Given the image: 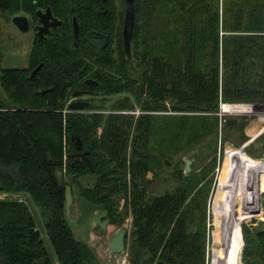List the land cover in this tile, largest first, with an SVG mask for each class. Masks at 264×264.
I'll return each instance as SVG.
<instances>
[{"label": "trees", "instance_id": "16d2710c", "mask_svg": "<svg viewBox=\"0 0 264 264\" xmlns=\"http://www.w3.org/2000/svg\"><path fill=\"white\" fill-rule=\"evenodd\" d=\"M48 8L62 26L35 39L27 69L0 71L9 101L0 97V196H29L45 220L53 253L27 203L3 198L0 264H101L96 252L75 238L66 217V188L81 189L76 177L85 174L71 168L74 137L90 152L98 175L95 194L116 187L104 200L113 207V222L131 217L130 264H207L212 187L207 179L217 159L187 175L180 164L216 155L220 125L227 137L238 132L237 124L221 122L222 104L264 105V0H136L131 59L123 37L116 36L119 18L110 2L0 0L4 15L24 14L34 21L38 10ZM106 9L107 15H98ZM74 17L80 25L77 48ZM94 30L110 36L102 52L89 45L88 33ZM87 80L99 85L88 86ZM138 85L139 102L124 99L111 106L113 112L130 114L64 112L69 92L92 90L109 100L134 93ZM137 108L140 114H131ZM165 169H173L177 185L156 195L152 184ZM65 172L72 182L65 180ZM263 193L243 199L242 222L261 216ZM242 261L264 264V230L246 233Z\"/></svg>", "mask_w": 264, "mask_h": 264}, {"label": "rangeland", "instance_id": "374dc122", "mask_svg": "<svg viewBox=\"0 0 264 264\" xmlns=\"http://www.w3.org/2000/svg\"><path fill=\"white\" fill-rule=\"evenodd\" d=\"M111 7L117 12L116 15L119 18L116 25V36L119 38L122 37L123 33L126 12L125 0H112ZM12 19L13 17L4 15L0 11V67L26 68L29 65V57L36 35L34 30H31L28 34L21 33L13 24ZM113 47L116 51L115 56H118L119 47H117V40L113 43ZM0 96H2L1 98L5 102L9 103L7 95L3 91H0ZM124 99H129L135 103V91L132 94L123 93L109 98L110 103L102 109L106 111L111 110L114 102ZM222 113L220 116L222 123L228 119L239 120L237 124L239 128L238 132L230 134L227 137L222 134V126L220 125L216 155H208L202 163L192 162L190 173L209 167L211 161L216 157V167L211 171L207 179H212V187L207 205V264H210L209 260L214 261L215 264H243L242 255L245 247L246 233L249 231L250 234L254 235L264 230V193L261 196V216L253 218L249 222H242L241 218L243 199L247 195L250 198L264 191V105L223 104ZM131 114L139 115V108ZM240 138L243 140L246 138V141H240ZM243 146L245 148H242ZM199 153L198 151L193 152L190 154V157ZM186 160L187 158L180 164V168L184 170L185 175H187L185 171ZM167 167H171V164ZM172 173L173 169H165L160 179L154 181L152 189L155 190L156 195H161L167 190H172L177 185L172 177ZM233 173L234 176H232ZM64 174L66 181L72 179L68 173L65 172ZM80 177L81 175L76 177V180ZM149 178H151V175H149ZM78 190L79 188L75 185L74 194L78 193ZM117 197L122 196L118 195ZM117 197L113 198L116 205H118ZM3 198L22 200L27 203L36 218L38 229L42 234L46 246L53 253L46 234L45 220L29 196L25 194L0 196V199ZM123 207L124 200L121 199L120 207L116 209L121 213ZM125 225L131 229V219L126 221ZM231 231L235 233L237 246L234 261L229 263L228 246L229 233ZM114 232L115 230L110 232L108 240L113 237ZM89 245L96 252L101 264H130L127 249L122 253L112 254L107 245L98 243L96 238L92 239Z\"/></svg>", "mask_w": 264, "mask_h": 264}, {"label": "flooded vegetation", "instance_id": "af4514ba", "mask_svg": "<svg viewBox=\"0 0 264 264\" xmlns=\"http://www.w3.org/2000/svg\"><path fill=\"white\" fill-rule=\"evenodd\" d=\"M103 2V0H102ZM110 4L112 3V0H107L106 3L104 4H107L109 3ZM125 5H126V2H125ZM50 9V8H48ZM47 10V9H46ZM46 10H38L37 12L39 11H42V12H46ZM52 11V10H51ZM36 12V14H37ZM75 12V10H74ZM108 13V10H102V11H98V15H107ZM126 13V12H125ZM35 14V17H36V21H34L30 16L28 15H24V14H21V15H18V16H24V17H27L29 22H30V31L28 33L31 32V30H34L35 32V37L36 38H39L38 34H39V30L38 28L41 27V24H40V20L37 18ZM53 14V12H52ZM54 16V14H53ZM55 17V16H54ZM14 18V17H13ZM56 18V17H55ZM58 19V18H57ZM59 20V19H58ZM125 20V18H124ZM60 21V20H59ZM12 22H13V19H12ZM61 22V21H60ZM62 23V22H61ZM62 26V24H61ZM60 26V27H61ZM58 27V28H60ZM124 27V26H123ZM17 28V27H16ZM56 28V29H58ZM18 29V28H17ZM56 29H50V31L45 34V38H47V36H49L52 31L56 30ZM19 30V29H18ZM99 32L101 33L103 36H107L108 37V40H107V44L106 46L102 49V50H99L97 49L96 47H93L91 45V38L89 37V33L90 32ZM88 33V41H89V45L91 47H93L94 49H96L97 51H104L105 49L108 48L110 42H111V39H110V36L105 33V32H102V31H97V30H94V31H90ZM26 33V34H28ZM24 34V33H23ZM74 35V34H73ZM122 37H123V33H122ZM43 38V39H45ZM41 39V38H40ZM95 41L100 44L101 42L104 41V38L101 37V38H95ZM1 57V56H0ZM1 61V59H0ZM1 66V65H0ZM29 66V65H28ZM10 68V67H9ZM12 68H15V67H12ZM28 67L26 68H23V69H27ZM41 68V67H40ZM3 69H8V68H2L0 67V71L3 70ZM37 69V68H36ZM35 69V70H36ZM40 70V69H39ZM34 72V71H33ZM32 72V73H33ZM31 73V75H32ZM37 74V73H36ZM32 77V76H31ZM34 77V76H33ZM88 81V80H87ZM86 81V83H87ZM96 82V81H94ZM98 83V82H96ZM88 86H92V87H96L99 85L96 84V85H93V84H86ZM0 91L2 92V88L0 86ZM76 92H81L82 94L80 96H78L77 98H74L73 97V94L75 93H71L69 92L68 93V96L70 97V100L68 101L67 103V107H66V110L64 111L65 113H80V114H85V115H91V114H104V115H108V114H111V113H122V114H130V112H113L112 110H104V109H100V110H94V109H91V107L94 105V106H99V107H105L107 106L108 103H110V100H106V99H99V98H106L105 96H99L98 94H96L94 91L92 90H84V91H76ZM43 93V91H42ZM2 97V96H0ZM72 103H89V106H87L86 108L84 109H81V110H77V111H72V110H69V106L72 104ZM76 139V144H77V138L74 137ZM74 140V139H73ZM82 153H88L87 154V158L89 159V161L91 162L90 160V152L86 151V150H83L82 149V144H81V148H79L77 146V150L75 152H73L72 154L69 155V159L72 160L71 161V168L74 169V170H77V171H81V172H84L85 174L82 175L81 177H84V176H87L90 174V171H89V167H88V164L86 163L85 159L82 157V156H77V155H80ZM167 162L169 163V165H167ZM170 162L169 161H166V166H170ZM91 165H92V162H91ZM93 167V165H92ZM94 168V167H93ZM95 171V169H94ZM80 177V178H81ZM79 178V179H80ZM98 184V183H97ZM81 186V189L78 190V193H75L73 192L72 190V194H73V204L72 206L70 207V216L72 218H75L77 220H79L81 218V213H80V209H79V202L82 200V199H85L87 202H89L90 204L94 205V206H103L102 210H98L96 211L93 215H90V217L83 223L84 227L88 230V235H89V238L87 239V236L85 234V232L82 230V229H77L75 231H73L74 233V236L76 239L80 240V241H84L86 242L88 245L90 243V241L94 238H96L97 242L100 243V244H106L107 247L109 248L110 252L112 254H116V253H113L112 250H111V247H110V243L113 241V239L116 237V235L121 232L122 230H126V234H125V248L124 250L126 249V238L127 236L129 235V228L125 225V222L130 220L131 217H128L122 224H119V223H116V222H113L114 221V215H112L113 213V207L111 206V204L109 202L105 203L104 200L106 198H109L111 197V195L114 193H112L109 197H106L104 199H100V196L102 194H104L105 192L99 194V195H96V187L94 190H90V187H91V183L88 182V184L86 185L88 188H85L84 186H82L81 184H79ZM116 190V188H115ZM114 190V191H115ZM66 217H67V210H66ZM68 219V217H67ZM68 222H69V225H70V221L68 219ZM71 227V225H70ZM113 230H115L114 234H113V237H111V239L108 240V235L110 234V232H112ZM100 241V242H99ZM90 246V245H89ZM91 247V246H90ZM124 252V251H123Z\"/></svg>", "mask_w": 264, "mask_h": 264}, {"label": "water", "instance_id": "95a60500", "mask_svg": "<svg viewBox=\"0 0 264 264\" xmlns=\"http://www.w3.org/2000/svg\"><path fill=\"white\" fill-rule=\"evenodd\" d=\"M106 2L107 0H103V3H106ZM125 2H126V13H125V20H124V27H123V49H124V52L127 58L131 59L132 58L131 42H132V38L134 35V29L136 25V15H135L136 0H125ZM73 12H74V9H73ZM36 16L40 20V24H41V27L38 28L39 30L38 36L41 39L45 38V34H47L50 31V29H56L60 27L62 24L57 18L53 16L51 9H47L45 13L42 11H39L37 12ZM13 24L19 29L21 33L26 34L30 31V22L27 17L16 16L13 18ZM73 34H74V47L77 48L80 42V25L76 17L73 18ZM89 37L91 38V42H90L91 45L93 47H96L99 50H102L107 44L108 37L103 36L99 32H96V31L90 32ZM97 37L98 38L103 37L104 41L98 44L95 41V38ZM39 69L40 67L34 70L31 76L32 77L35 76L36 73L39 71ZM86 84L96 85L98 83L94 82L93 80H88ZM81 94H82L81 92H75L73 94V97L77 98ZM141 94H142V86L138 85L135 91V99L137 102L140 101ZM87 106H89V103H72L69 106V110L77 111V110L84 109ZM238 122H239L238 119H228L224 121L223 125L225 127H228V126L236 125L238 124ZM77 146L81 148V141L79 138H77ZM245 146H243L242 148H245ZM87 154L88 153H82L80 155H77V156H82L85 159L86 163L88 164L89 171H90L89 175L78 179V183L84 186L85 188H88L86 185L88 184V182H90L91 183L90 190H94L98 183V175L95 173L94 168L91 165V162L87 158ZM194 161H195L194 159L186 160L185 162L186 174L190 173L191 171L190 165ZM167 165H169L168 162H167ZM115 188H116L115 185L108 186L107 191L100 196V199L109 197L114 192ZM72 204H73L72 188L68 186L66 188V210H67V217L70 221L71 229L73 231L77 229H82L85 232L87 239H88L89 238L88 230L84 227L83 223L90 217V215H93L98 210L99 211L102 210L103 206H94L90 204L89 202H87L85 199H82L79 202V209H80V213L82 216L79 220H77L70 216V207L72 206ZM125 234H126V230H122L116 235V237L110 243V247L113 253L119 254L124 251ZM158 264H164V263L160 262Z\"/></svg>", "mask_w": 264, "mask_h": 264}, {"label": "bare ground", "instance_id": "6f19581e", "mask_svg": "<svg viewBox=\"0 0 264 264\" xmlns=\"http://www.w3.org/2000/svg\"><path fill=\"white\" fill-rule=\"evenodd\" d=\"M232 176H234V173L232 174ZM236 246H237L236 236H235V233L231 231L229 233V246H228V255H229L230 261H233L235 258Z\"/></svg>", "mask_w": 264, "mask_h": 264}, {"label": "built area", "instance_id": "2783aa9c", "mask_svg": "<svg viewBox=\"0 0 264 264\" xmlns=\"http://www.w3.org/2000/svg\"><path fill=\"white\" fill-rule=\"evenodd\" d=\"M222 106H223V104L221 105V108H220V116L223 114L222 113Z\"/></svg>", "mask_w": 264, "mask_h": 264}]
</instances>
